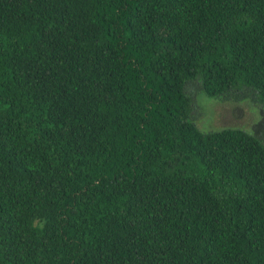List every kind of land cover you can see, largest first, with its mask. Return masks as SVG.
<instances>
[{"label":"trees","instance_id":"trees-1","mask_svg":"<svg viewBox=\"0 0 264 264\" xmlns=\"http://www.w3.org/2000/svg\"><path fill=\"white\" fill-rule=\"evenodd\" d=\"M187 83L264 111V0H0V264H264V142Z\"/></svg>","mask_w":264,"mask_h":264},{"label":"rangeland","instance_id":"rangeland-1","mask_svg":"<svg viewBox=\"0 0 264 264\" xmlns=\"http://www.w3.org/2000/svg\"><path fill=\"white\" fill-rule=\"evenodd\" d=\"M239 87L240 90L231 91L224 97H210L195 84L187 83L185 93L189 98L188 119L203 132L233 127L254 134L264 142L262 105L255 96L252 98L250 87Z\"/></svg>","mask_w":264,"mask_h":264}]
</instances>
